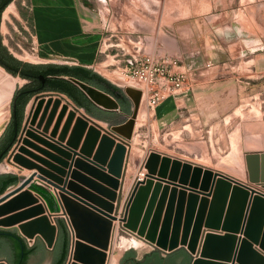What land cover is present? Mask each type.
Wrapping results in <instances>:
<instances>
[{
  "label": "water",
  "instance_id": "water-1",
  "mask_svg": "<svg viewBox=\"0 0 264 264\" xmlns=\"http://www.w3.org/2000/svg\"><path fill=\"white\" fill-rule=\"evenodd\" d=\"M38 78L45 80L42 74ZM69 80L96 106L120 110L112 95L74 77ZM114 94L128 97L133 108L110 129L69 108L58 96H33L6 161L37 173L17 174V182L0 194V231L15 232L28 247L36 246L26 264H53L59 219L68 230L63 264H110L125 234L149 244L148 254L183 250L188 264H264V192L219 171L152 151L143 163L144 178L133 181L121 203L126 140L133 131L141 90L126 85ZM70 154L77 157L72 161L76 170L69 172L72 181H67V163L59 155ZM245 160L249 182L264 190V153L247 154ZM48 186L58 192L53 194ZM0 264L9 263L1 258Z\"/></svg>",
  "mask_w": 264,
  "mask_h": 264
},
{
  "label": "crops",
  "instance_id": "crops-1",
  "mask_svg": "<svg viewBox=\"0 0 264 264\" xmlns=\"http://www.w3.org/2000/svg\"><path fill=\"white\" fill-rule=\"evenodd\" d=\"M28 1L38 44L47 54L60 58V62L54 64L81 65L91 69L93 63L103 62L100 47L107 23L103 4L109 6L107 24L111 38L114 37L111 45H119L118 41L122 40L118 33H121L120 36L126 37L133 47L124 52L111 49L112 60L123 56L124 61L130 55L144 53L157 58L176 59L179 67L175 69L187 73L188 88L162 100L150 111L159 139L163 137L169 147L167 151L158 152L184 160L186 155L179 154L175 148L178 147L177 142L186 139L191 154L205 150L200 156L242 157L246 178L237 180L264 192L261 186L249 182L245 160L247 154L264 153V0H95L94 5L88 0ZM139 43L142 49H134ZM114 61H119V58ZM95 72L109 84L121 87L102 73ZM96 88L117 99L109 85ZM46 93L71 100L55 91L40 94ZM117 100L120 110H106L119 117L114 124L89 115L73 101L71 104L78 113L110 129V126L123 122L133 108L128 97ZM65 117L61 120L58 133ZM54 121L55 118L49 126L47 137ZM57 136L52 140L56 141ZM67 139L68 135L63 143ZM171 141L175 143L171 145L173 150L169 146ZM33 143L43 148L40 143ZM225 151L226 154L222 156ZM31 152L43 157L36 150L31 149ZM59 157L67 163L63 178L72 181L69 172L76 170L72 161L77 157L72 154ZM188 161L197 164L193 160ZM6 165L3 164L4 167ZM9 166V169L0 170V182L17 174L27 176L37 173L35 168L23 169L16 164ZM141 169L139 164L132 172H128L127 168L121 203L128 196L134 175ZM78 171L85 173L79 168ZM221 173L227 175L225 171ZM34 180H37L36 176ZM16 182H8L0 194ZM48 187L53 194L58 192ZM25 189L27 186L22 188ZM31 193L37 196L34 191ZM39 203L43 204L45 214H48L46 204L43 201ZM117 248L119 250L112 256L110 264H119L124 253L127 255L134 251L135 256L141 257L151 250L149 244L130 234L120 237Z\"/></svg>",
  "mask_w": 264,
  "mask_h": 264
},
{
  "label": "rangeland",
  "instance_id": "rangeland-1",
  "mask_svg": "<svg viewBox=\"0 0 264 264\" xmlns=\"http://www.w3.org/2000/svg\"><path fill=\"white\" fill-rule=\"evenodd\" d=\"M88 1L91 5H94L96 2L95 0H88ZM11 4H13L14 12L10 14V18L9 20L6 21V23L3 21V17H2L3 13H2L1 22H0V34L3 43L5 44V47L7 48L9 53H11L14 57H16L17 59L23 62H27L35 65L43 66L49 63H55V62L59 63L60 58L54 57L49 53L47 54L45 52V49L42 48V46L38 44L36 40L32 26L33 14L30 9L29 1L13 0L9 5ZM103 13L105 14V16H107V23H108L109 6L107 4L106 5L103 4ZM107 23L105 25V29L103 32V40H101V47H100L101 50H103L101 54L104 63L103 62L93 63L91 69H93L94 72L98 71L102 73L107 78L115 81L122 87L123 81L121 80L117 71L124 65L126 58L123 61L122 60L124 58L123 56H117L114 58V60L116 58H119V61L112 60V57L110 56L112 52L111 49H117L118 52H124L125 50H130L133 47L131 46L130 43H128L126 37L120 36L121 33H118V37L122 40V41L120 40L118 41L119 45L118 46L111 45L114 37L111 38L110 36L111 31L108 25L109 23L108 24ZM141 45H142L141 43L137 44L136 48L134 49H137V47H140V49H142ZM117 67L118 69L116 70ZM4 74L6 78L12 77L17 79V82L14 85L6 78L5 80H3L4 82L0 81V99H1L0 100V135L3 131V128H5L6 124L10 119V103L12 96L10 97L9 100L7 99L10 90L14 86L13 89V93H14V91L17 88L21 87L26 83V80L19 76H14L7 72H5ZM41 95L58 96L61 98L63 103H67L69 105V108L75 109L74 106H72L71 104L72 100L68 101L66 97L54 93H46ZM34 99L35 98L32 97L28 101L29 103L26 107V113L24 114V116H28V113L30 112V109L34 102ZM150 114H151L150 111L146 109L145 101H142L135 117L134 127L131 136L129 139L126 140L129 143V147H127L128 155H126L125 157L126 170L128 168V172L130 171L132 172L133 170H135L138 164L139 167L144 169L143 168L144 160L147 158L150 152L152 151L158 152V150L167 151L169 148L168 144H165V140L163 137L159 139V134H158L157 126L154 121V117L151 116ZM186 138H188V136ZM186 142H187L186 139L182 140L181 143L177 142L178 147L175 148L176 152H178L179 154L186 155L184 157L185 159L184 160L181 159V160L187 162H189L188 160H193V162L199 165L208 166L216 171H220V172L225 171L227 172L228 176L234 179L246 178L244 159L242 157H218V155L215 154L214 156L209 154H207V156L206 154L204 156H200L201 153L205 152V150L204 151L198 150L197 153L193 151V153L191 154L189 144ZM174 144L175 143H173L172 141L171 143H169L171 150H173L171 145ZM225 154L226 151L222 156H224ZM3 164L4 165L9 164L6 161V156L0 163V165L2 166ZM127 164L129 165L128 167ZM144 170L146 173V169ZM132 184H133V180H132ZM114 249L115 251L113 256L116 254V250H119V248H114Z\"/></svg>",
  "mask_w": 264,
  "mask_h": 264
},
{
  "label": "trees",
  "instance_id": "trees-1",
  "mask_svg": "<svg viewBox=\"0 0 264 264\" xmlns=\"http://www.w3.org/2000/svg\"><path fill=\"white\" fill-rule=\"evenodd\" d=\"M13 0H0V22L4 9ZM0 66L8 73L19 76L26 80V83L17 88L11 98L10 103V119L0 135V162L7 155L9 149L14 143L15 137L18 135L24 118V110L28 101L35 95L45 91H55L65 94L76 106L83 107L85 111L100 120L109 124L119 121V117L109 111L103 110L95 106L84 94V92L69 77L86 82L94 87L100 85H109L112 92L120 91V88L113 86L107 82L102 76L94 72L92 69L81 65L54 64L35 65L23 62L14 57L5 45L2 43L0 34ZM42 74L44 82L38 78ZM122 98V97H121ZM117 98V99H121ZM17 178L11 176L7 181L0 182V192L4 189L8 182H15ZM59 236L54 248L53 264H63L68 248V231L62 219L58 220ZM0 237L4 238L10 245L13 255L9 260L11 264H26L29 256L35 251L36 246L28 247L24 239L15 232L0 231ZM176 254L185 258V264H188L189 258L183 250H179Z\"/></svg>",
  "mask_w": 264,
  "mask_h": 264
},
{
  "label": "built area",
  "instance_id": "built-area-1",
  "mask_svg": "<svg viewBox=\"0 0 264 264\" xmlns=\"http://www.w3.org/2000/svg\"><path fill=\"white\" fill-rule=\"evenodd\" d=\"M177 67L176 59L157 58L144 53L130 55L124 65L116 70L123 85L141 90V101H145L146 109L151 111L162 100L188 88L187 73L176 70ZM144 175L145 170L141 169L134 175L133 181L142 180Z\"/></svg>",
  "mask_w": 264,
  "mask_h": 264
},
{
  "label": "flooded vegetation",
  "instance_id": "flooded-vegetation-1",
  "mask_svg": "<svg viewBox=\"0 0 264 264\" xmlns=\"http://www.w3.org/2000/svg\"><path fill=\"white\" fill-rule=\"evenodd\" d=\"M141 257L123 254L119 260V264H185V258L181 255L174 253L170 254H159L152 252L151 254L145 253ZM13 252L8 242L0 237V259H6L9 264L12 258ZM144 259V260H143Z\"/></svg>",
  "mask_w": 264,
  "mask_h": 264
},
{
  "label": "bare ground",
  "instance_id": "bare-ground-1",
  "mask_svg": "<svg viewBox=\"0 0 264 264\" xmlns=\"http://www.w3.org/2000/svg\"><path fill=\"white\" fill-rule=\"evenodd\" d=\"M14 12V7H13V4H11V5H9L6 9H5V11L4 12H2L3 13V21L6 23V21L7 20H9V18H10V14L11 13H13ZM5 72L0 68V81H2V82H4L3 80H5V78H6V76H5V74H4ZM8 81H10L12 84H14L15 85V83L17 82V79H15V78H9V77H7L6 78ZM13 89H14V86L12 87V89L10 90V93H9V95H8V97H7V99L9 100L10 99V97L12 96V94H13ZM2 96V95H1ZM1 100V99H0ZM4 102V101H3ZM10 168V166L9 165H6V167H4V166H2V165H0V170H5V169H9ZM26 172V171H25ZM27 173V172H26ZM112 258V257H111Z\"/></svg>",
  "mask_w": 264,
  "mask_h": 264
}]
</instances>
